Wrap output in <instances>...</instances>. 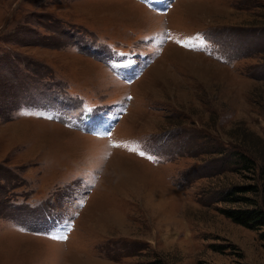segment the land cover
Here are the masks:
<instances>
[{"label":"rangeland","instance_id":"374dc122","mask_svg":"<svg viewBox=\"0 0 264 264\" xmlns=\"http://www.w3.org/2000/svg\"><path fill=\"white\" fill-rule=\"evenodd\" d=\"M240 153L264 0H0V264H264Z\"/></svg>","mask_w":264,"mask_h":264},{"label":"trees","instance_id":"16d2710c","mask_svg":"<svg viewBox=\"0 0 264 264\" xmlns=\"http://www.w3.org/2000/svg\"><path fill=\"white\" fill-rule=\"evenodd\" d=\"M252 152V151H251ZM254 152H252L253 154ZM257 158L256 163L254 160L249 159L245 154L239 155L238 161L241 160L245 162L246 170L251 171L256 168V170L264 176V155L255 153ZM248 193H259L257 186L248 187H234L232 191L228 194V198L231 199L232 203H241L244 208L238 209H224L223 214L231 219L234 223L253 230H263L264 229V203L254 198H249L245 196ZM230 202V201H229ZM264 237V233L262 234Z\"/></svg>","mask_w":264,"mask_h":264},{"label":"snow or ice","instance_id":"6c2138e0","mask_svg":"<svg viewBox=\"0 0 264 264\" xmlns=\"http://www.w3.org/2000/svg\"><path fill=\"white\" fill-rule=\"evenodd\" d=\"M166 7H171V4L170 3H167L166 4ZM167 39V35L165 37ZM198 39L201 40V47L203 46V38L202 37H198ZM177 43H181V41H177ZM184 46H188V45H184ZM140 155L143 156L145 155V153L143 151L140 152ZM149 159H152V157H149ZM56 239H67V236H57L55 237Z\"/></svg>","mask_w":264,"mask_h":264},{"label":"bare ground","instance_id":"6f19581e","mask_svg":"<svg viewBox=\"0 0 264 264\" xmlns=\"http://www.w3.org/2000/svg\"><path fill=\"white\" fill-rule=\"evenodd\" d=\"M136 6H140L139 4H137ZM148 11V10H147ZM184 51V50H183ZM184 52H186V53H190V54H193L192 52H189V51H184ZM195 55H198V54H195ZM200 55V54H199ZM202 57V56H201Z\"/></svg>","mask_w":264,"mask_h":264}]
</instances>
